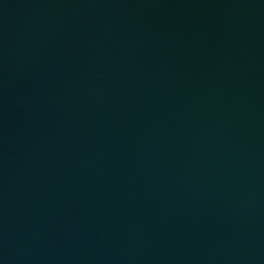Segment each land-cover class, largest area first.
I'll return each mask as SVG.
<instances>
[{
    "label": "water",
    "instance_id": "water-1",
    "mask_svg": "<svg viewBox=\"0 0 264 264\" xmlns=\"http://www.w3.org/2000/svg\"><path fill=\"white\" fill-rule=\"evenodd\" d=\"M0 264H264V0H0Z\"/></svg>",
    "mask_w": 264,
    "mask_h": 264
}]
</instances>
